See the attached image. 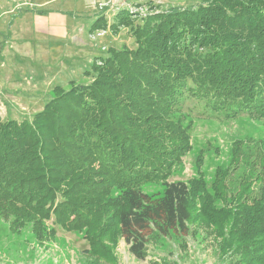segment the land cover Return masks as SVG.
I'll use <instances>...</instances> for the list:
<instances>
[{
  "label": "trees",
  "instance_id": "trees-1",
  "mask_svg": "<svg viewBox=\"0 0 264 264\" xmlns=\"http://www.w3.org/2000/svg\"><path fill=\"white\" fill-rule=\"evenodd\" d=\"M126 17L117 21L135 48L97 57L90 82L55 86L32 120L0 117V218L16 233L32 225L43 242L56 234L46 224L54 217L82 232L91 254L111 257L123 238L138 259L153 233L186 235L196 222L217 229L235 264H264V156L235 179L217 170L211 185L170 179L192 148L185 96L227 120L264 121V0Z\"/></svg>",
  "mask_w": 264,
  "mask_h": 264
},
{
  "label": "rangeland",
  "instance_id": "rangeland-1",
  "mask_svg": "<svg viewBox=\"0 0 264 264\" xmlns=\"http://www.w3.org/2000/svg\"><path fill=\"white\" fill-rule=\"evenodd\" d=\"M203 0H0V117L32 120L51 99L52 90L71 83H87L97 57L110 48H135L131 29L117 18L141 22L155 8L196 6ZM104 16L107 26L91 23ZM115 25V26H114ZM116 27V28H115ZM101 63V62H100ZM183 112L191 120V150L174 168L171 180L203 177L211 185L219 169L232 178L247 175L251 161L264 156V121L242 115L227 120L209 110L205 101L185 96ZM241 143V145H240ZM237 146H240L237 149ZM239 153V157H237ZM235 159L238 162L235 163ZM148 190H161L150 185ZM56 228L54 237L39 241L32 225L20 233L0 218V264H235L234 256L222 251L224 238L207 224L193 223L189 234L150 235L145 259H138L120 238L111 257H98L82 232Z\"/></svg>",
  "mask_w": 264,
  "mask_h": 264
}]
</instances>
